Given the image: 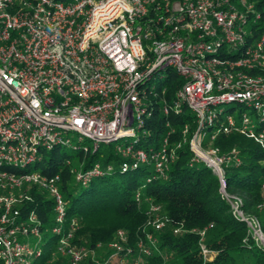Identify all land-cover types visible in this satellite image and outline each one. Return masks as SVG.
<instances>
[{"label": "built area", "instance_id": "1", "mask_svg": "<svg viewBox=\"0 0 264 264\" xmlns=\"http://www.w3.org/2000/svg\"><path fill=\"white\" fill-rule=\"evenodd\" d=\"M162 70L175 75H161L165 83L159 86ZM174 78L180 83L169 100ZM229 103L234 106L226 109ZM185 107L196 116L192 137L171 142L167 120L156 145L149 124L156 109L167 116ZM262 120L264 9L254 0H0V258L32 264L43 253V222L35 209L24 213L32 186L53 200L48 229L69 264L89 257L97 264H140L157 249L147 232L130 258L134 251L123 229L106 247L98 244L105 257L74 241L78 221H67L61 174L28 168L60 146L89 153L112 145L120 172L150 167L167 178L188 141L192 161L212 168L235 217L264 245L259 219L226 190L225 165L239 161L236 150L224 154L212 144L220 133L240 132L264 146ZM79 166L71 173L82 186L115 169L113 162ZM168 221L161 205L150 202L146 226L160 230ZM206 230H199L200 249L212 260L216 252L205 243Z\"/></svg>", "mask_w": 264, "mask_h": 264}, {"label": "trees", "instance_id": "2", "mask_svg": "<svg viewBox=\"0 0 264 264\" xmlns=\"http://www.w3.org/2000/svg\"><path fill=\"white\" fill-rule=\"evenodd\" d=\"M254 1L257 7L264 9V0ZM179 83L176 78L168 83L169 100ZM167 120L174 129L170 138L173 143L182 141L184 135L189 140L197 127L195 114L186 107L180 114L167 116L156 109L149 123L156 145L167 133ZM187 124L189 131L184 134ZM258 130L264 131V120ZM212 144L224 154L236 150L239 161L233 159L225 165L226 190L242 198L244 211L259 219L264 234V208L261 206L264 201V146L254 137L240 132L220 133ZM104 148L100 151V146L89 153L77 152L84 168L95 162L115 164L110 174L94 178L87 186L72 183L71 168L65 162H56L54 156L47 160L44 156L42 160L47 161L46 167L41 169L43 173L61 174L60 188L68 202L67 221L72 218L78 221L75 242L98 251V244L106 247L123 229L127 245L134 251L129 257L135 258L138 241L146 239L147 232H153L157 249L152 255L144 256L140 264H264V246L251 237L246 223L235 217L212 168L202 161H192L194 154L188 141L182 144L177 159L170 164L167 178L158 177L150 167L122 173L120 157L114 153L112 145ZM29 192L33 200L27 202L24 213L35 209L43 222V239L49 237L43 240L41 257L32 264H69L68 257L58 250V236L48 229L54 216L53 200L38 186H32ZM137 193H140L139 199ZM150 202L161 205L162 212L170 218L160 230L146 226ZM177 227L180 231L175 232ZM205 228V243L216 252L212 260L201 254L199 230ZM0 264H4L1 258ZM81 264L97 263L89 257Z\"/></svg>", "mask_w": 264, "mask_h": 264}, {"label": "rangeland", "instance_id": "3", "mask_svg": "<svg viewBox=\"0 0 264 264\" xmlns=\"http://www.w3.org/2000/svg\"><path fill=\"white\" fill-rule=\"evenodd\" d=\"M172 74L175 75V73L173 71H171V70H162V71H160V73L156 75V79L158 80V81H156L157 85L163 86L165 82H163L164 79H162V78H164L166 76H169V75L172 76ZM161 75L163 76L162 78H160ZM233 106H234L233 103H229V104H225L224 105V107L226 109L227 108H231ZM88 144L90 146L93 145L92 142H88ZM105 146L106 145H101L100 151L104 150ZM44 156H45L46 160L49 159L50 157L54 156V159L58 163H60V162H65L66 163V162L70 161L71 164L68 165L70 168H77V169L80 168L79 165H80L81 156L79 154H77V151L72 150L71 148H66V147L60 146V147L55 148V150H53V151L52 150L46 151V154ZM46 165H47V161H42V162L39 163L38 167H35V164H32L28 168L30 170H38V169L41 170V169H44L46 167ZM44 235L45 234L43 233V236ZM48 238H49L48 236H45L43 240H46ZM29 239L33 243L36 242V240H37L33 236H30ZM260 245L264 246L263 244H260ZM103 251H104L103 248H100L98 251H96V257H98V256L100 257L103 254Z\"/></svg>", "mask_w": 264, "mask_h": 264}]
</instances>
